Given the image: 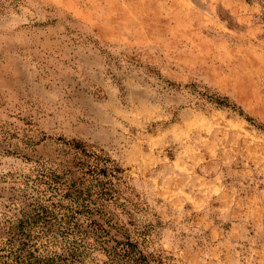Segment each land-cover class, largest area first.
<instances>
[{
    "label": "rangeland",
    "instance_id": "1",
    "mask_svg": "<svg viewBox=\"0 0 264 264\" xmlns=\"http://www.w3.org/2000/svg\"><path fill=\"white\" fill-rule=\"evenodd\" d=\"M76 142L121 169L81 205ZM127 242L264 264V0H0V264Z\"/></svg>",
    "mask_w": 264,
    "mask_h": 264
},
{
    "label": "trees",
    "instance_id": "2",
    "mask_svg": "<svg viewBox=\"0 0 264 264\" xmlns=\"http://www.w3.org/2000/svg\"><path fill=\"white\" fill-rule=\"evenodd\" d=\"M73 148L77 152L75 154L77 158L76 164L82 174L78 178V184L82 185L87 181L86 188L79 189L75 182L62 181L53 174V177L50 176V179L56 185V187H53L55 192H57L56 190H60L58 191L61 192L60 195L63 197L70 195L72 200L77 203L80 200L83 202L90 201L89 197L92 195V192L98 198L108 196L112 185L110 179L119 176L121 169L113 166L111 159L105 156L101 150H96L77 142L73 143ZM59 186L61 187L59 188ZM78 204L81 205L80 203ZM120 250L121 253L119 255L115 253L111 257L110 264H146L145 259L140 256L141 254L137 255V252L133 251V247L129 242L122 243ZM130 256L132 258L129 259ZM48 264H57V262L51 259Z\"/></svg>",
    "mask_w": 264,
    "mask_h": 264
}]
</instances>
